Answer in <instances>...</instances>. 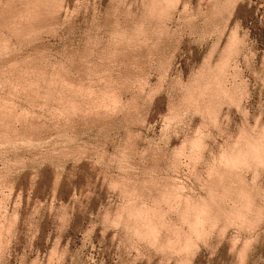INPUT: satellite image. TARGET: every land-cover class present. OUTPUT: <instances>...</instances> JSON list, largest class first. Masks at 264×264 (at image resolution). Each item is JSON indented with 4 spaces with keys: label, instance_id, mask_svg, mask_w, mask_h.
<instances>
[{
    "label": "rangeland",
    "instance_id": "rangeland-1",
    "mask_svg": "<svg viewBox=\"0 0 264 264\" xmlns=\"http://www.w3.org/2000/svg\"><path fill=\"white\" fill-rule=\"evenodd\" d=\"M263 139L264 0H0V264H264Z\"/></svg>",
    "mask_w": 264,
    "mask_h": 264
},
{
    "label": "bare ground",
    "instance_id": "bare-ground-1",
    "mask_svg": "<svg viewBox=\"0 0 264 264\" xmlns=\"http://www.w3.org/2000/svg\"><path fill=\"white\" fill-rule=\"evenodd\" d=\"M176 5V4H175ZM52 12V11H51ZM50 12V13H51ZM13 32V31H12ZM125 39V38H124ZM219 67V66H218ZM220 68V67H219ZM224 68V67H223ZM222 69V68H221ZM221 72H223V71H221ZM94 73V72H93ZM219 74V73H218ZM207 86V85H206ZM221 86V85H220ZM212 90V89H211ZM218 91V90H217ZM195 92V91H194ZM215 92V91H214ZM203 97V96H202ZM198 99H199V97H198ZM216 102V101H215ZM207 107V106H206ZM97 120H98V118H97ZM168 125V124H167ZM200 134V133H199ZM253 139V138H252ZM197 140V139H196ZM264 140V139H263ZM203 141V140H202ZM260 141V140H259ZM201 142V141H200ZM253 142H254V140H253ZM262 142V141H261ZM193 143V142H192ZM199 143V142H198ZM196 144V143H195ZM257 144H258V142H257ZM257 144H255V142L254 143H251V142H248L247 143V148L243 151V153H242V155H240V152L238 153L239 154V156L237 157V158H230V156H229V158H228V160L227 161H225V164L227 165V166H229V167H227V168H230L231 167V169H233L232 167H236V166H239L240 167V165H242V164H246V163H248L249 162V160H253V161H260L262 158V154L264 153V149H263V147H264V145H262V147L260 146V145H257ZM259 144H260V142H259ZM264 144V143H263ZM201 145V144H200ZM246 147V146H245ZM161 148V147H160ZM188 149V148H187ZM242 150V149H241ZM180 151V150H179ZM233 152H236V151H233ZM175 154V153H174ZM233 154V153H232ZM229 155V154H228ZM237 155V154H236ZM222 157V156H221ZM235 157V156H234ZM226 158V157H225ZM218 159V158H217ZM220 162V161H219ZM255 162V163H256ZM262 162V161H261ZM221 163V162H220ZM250 163V162H249ZM258 164V163H257ZM261 164V163H260ZM225 165V166H226ZM253 165V164H252ZM243 166V165H242ZM241 166V167H242ZM251 166V165H250ZM256 166V165H255ZM188 167V166H187ZM212 168V167H211ZM220 168V167H219ZM224 168V167H223ZM236 169V168H235ZM236 170H239L238 168L236 169ZM235 170V171H236ZM230 171H232V170H229L228 172H230ZM234 171V170H233ZM212 174V173H211ZM234 174H237V172L236 173H234ZM222 176V175H221ZM227 176V175H226ZM234 177V176H233ZM235 178H236V176H235ZM240 178V177H239ZM177 179V178H176ZM204 179V178H203ZM213 179V178H212ZM232 179H234V178H232ZM205 181V180H204ZM222 181V180H221ZM246 183V182H245ZM217 184V183H216ZM178 195V194H177ZM243 196V195H242ZM179 197V196H178ZM203 198V197H202ZM177 199V198H176ZM205 201V200H204ZM190 202V201H189ZM200 202V201H199ZM213 203V202H212ZM201 204V203H200ZM193 205V204H192ZM196 205V204H195ZM209 205V204H208ZM147 206V205H146ZM224 206V205H223ZM188 207V206H187ZM190 207V206H189ZM199 207V206H198ZM202 207V206H201ZM204 207H205V205H204ZM173 208V207H172ZM208 208V207H207ZM153 209V208H152ZM197 209V208H196ZM211 209V208H210ZM203 210V209H202ZM206 210V209H205ZM236 210V209H235ZM137 212V211H136ZM140 212V211H139ZM198 212V211H197ZM202 212V211H201ZM206 212V211H205ZM179 213V212H178ZM209 213V212H208ZM131 215V214H130ZM155 215V214H154ZM201 215V214H200ZM152 216V215H151ZM182 218V217H181ZM160 219V218H159ZM188 219V218H187ZM150 220V219H149ZM184 220V219H183ZM142 221V220H141ZM143 222V221H142ZM150 223V222H149ZM144 224V223H143ZM151 224V223H150ZM149 224V225H150ZM165 224V223H164ZM147 225V224H146ZM161 225V224H160ZM149 227V226H148ZM147 228V227H146ZM150 228V227H149ZM148 228V229H149ZM152 230V229H151ZM159 230V229H158ZM157 232V231H156ZM150 234V233H149ZM153 238V237H152ZM155 238V237H154ZM244 251V250H243Z\"/></svg>",
    "mask_w": 264,
    "mask_h": 264
}]
</instances>
